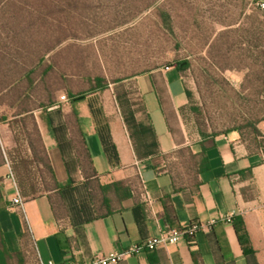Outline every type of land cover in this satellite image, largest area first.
<instances>
[{
	"label": "crops",
	"instance_id": "crops-1",
	"mask_svg": "<svg viewBox=\"0 0 264 264\" xmlns=\"http://www.w3.org/2000/svg\"><path fill=\"white\" fill-rule=\"evenodd\" d=\"M183 74L171 66L70 90L69 103L2 118L1 251L17 264L30 247L39 264L88 262L198 222L212 225L114 264H264V149L235 130L200 137L172 121L188 104ZM24 123L44 163L26 137L19 150Z\"/></svg>",
	"mask_w": 264,
	"mask_h": 264
},
{
	"label": "rangeland",
	"instance_id": "rangeland-1",
	"mask_svg": "<svg viewBox=\"0 0 264 264\" xmlns=\"http://www.w3.org/2000/svg\"><path fill=\"white\" fill-rule=\"evenodd\" d=\"M255 2L0 0V120L88 93L97 79L106 86L183 63L188 104L170 119L193 136L235 130L264 149V12ZM23 126L19 150L26 137L44 163L35 128ZM24 263L39 264L33 247Z\"/></svg>",
	"mask_w": 264,
	"mask_h": 264
},
{
	"label": "built area",
	"instance_id": "built-area-1",
	"mask_svg": "<svg viewBox=\"0 0 264 264\" xmlns=\"http://www.w3.org/2000/svg\"><path fill=\"white\" fill-rule=\"evenodd\" d=\"M255 5L259 11L264 12V0H256ZM166 69L168 70L169 67H167ZM60 101L63 103L70 102L68 96L66 95L61 96ZM142 189L144 191L146 200H148V190L144 182L142 183ZM13 204L15 206H18L21 211H24L23 201L20 199V197L15 198L13 200ZM211 225L212 223H209L207 224V226H205L198 222H192L188 226H185L183 228L167 229L161 232L157 237L150 238L142 243L132 245L121 252H116L109 256L96 255L88 262H78L74 264H114L121 260L137 256L145 251L167 249L169 246L177 245L183 239L195 236L197 233L201 232L203 229Z\"/></svg>",
	"mask_w": 264,
	"mask_h": 264
},
{
	"label": "trees",
	"instance_id": "trees-1",
	"mask_svg": "<svg viewBox=\"0 0 264 264\" xmlns=\"http://www.w3.org/2000/svg\"><path fill=\"white\" fill-rule=\"evenodd\" d=\"M177 69H179L180 71H185L186 68H187V64H183V63H178L176 66H175ZM96 86L94 89H102L105 87L104 83H103V80L102 79H97L96 80ZM52 104V103H51ZM51 104H49L48 106H50ZM48 106H45L43 108H46ZM168 210V208H167ZM243 229V226H237V232L238 234L240 235V238L243 239L245 237V232L242 231ZM12 258L5 250L3 251H0V264H7L6 263V258Z\"/></svg>",
	"mask_w": 264,
	"mask_h": 264
}]
</instances>
